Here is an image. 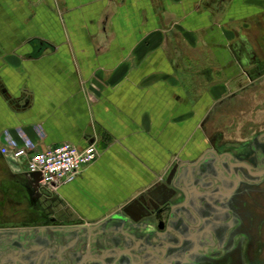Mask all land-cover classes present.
Instances as JSON below:
<instances>
[{
    "label": "crops",
    "instance_id": "crops-1",
    "mask_svg": "<svg viewBox=\"0 0 264 264\" xmlns=\"http://www.w3.org/2000/svg\"><path fill=\"white\" fill-rule=\"evenodd\" d=\"M228 1L0 0V147L5 131L22 144L17 129L39 149L94 144L57 196L90 220L140 206L172 157L198 149L197 112L226 91L233 28L263 22L264 0ZM34 184L0 153V201Z\"/></svg>",
    "mask_w": 264,
    "mask_h": 264
},
{
    "label": "flooded vegetation",
    "instance_id": "flooded-vegetation-1",
    "mask_svg": "<svg viewBox=\"0 0 264 264\" xmlns=\"http://www.w3.org/2000/svg\"><path fill=\"white\" fill-rule=\"evenodd\" d=\"M226 1L202 3L223 11ZM259 16L254 30L233 28L226 91L207 115L264 89ZM251 108L263 110L264 100ZM210 122H199L198 149L172 157L140 206L125 203L90 220L72 213L56 190L19 187L18 200L0 201V212H10L0 214V264H264V119L244 121L239 133L235 121L226 129Z\"/></svg>",
    "mask_w": 264,
    "mask_h": 264
},
{
    "label": "built area",
    "instance_id": "built-area-1",
    "mask_svg": "<svg viewBox=\"0 0 264 264\" xmlns=\"http://www.w3.org/2000/svg\"><path fill=\"white\" fill-rule=\"evenodd\" d=\"M40 139L45 135L40 125L35 126ZM22 144L17 142L7 131L3 133L0 153L12 160H22L27 173H39L38 183L48 191L75 179L82 167L96 156V147L89 144L83 149L61 142L44 149L29 138L22 129H17Z\"/></svg>",
    "mask_w": 264,
    "mask_h": 264
},
{
    "label": "rangeland",
    "instance_id": "rangeland-1",
    "mask_svg": "<svg viewBox=\"0 0 264 264\" xmlns=\"http://www.w3.org/2000/svg\"><path fill=\"white\" fill-rule=\"evenodd\" d=\"M201 92H202V88H201ZM221 95L222 94H219V97H221ZM263 100H264V89H262V91H259L258 97H256L253 100H251V99L248 101L244 100L243 103L233 102V105H230V106L223 105V106L219 107L217 110V114L219 116H217L216 118H214L213 116L211 117V116L207 115L206 111H204V110H199L197 112L198 113V115H197L198 121L199 122L204 121V124H206V125L211 124L210 121H220L219 125L223 129H226V126L224 125L225 122L227 124V122H229V121H235V124L237 125V127H236L237 130H235V131H236V133H239V131H240L239 128L241 127L239 125L242 124L244 121H257V120L260 121V120L264 119V109L259 110V109L251 108L253 106V103L261 102ZM204 133L209 134L210 130L206 128L204 130Z\"/></svg>",
    "mask_w": 264,
    "mask_h": 264
},
{
    "label": "water",
    "instance_id": "water-1",
    "mask_svg": "<svg viewBox=\"0 0 264 264\" xmlns=\"http://www.w3.org/2000/svg\"><path fill=\"white\" fill-rule=\"evenodd\" d=\"M30 175L34 177L35 183L38 184L40 178L39 173H32Z\"/></svg>",
    "mask_w": 264,
    "mask_h": 264
}]
</instances>
